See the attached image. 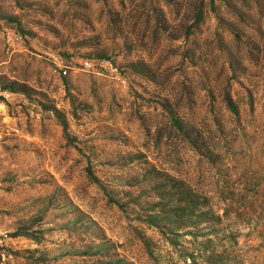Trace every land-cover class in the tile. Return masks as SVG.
I'll return each mask as SVG.
<instances>
[{
	"label": "rangeland",
	"instance_id": "rangeland-1",
	"mask_svg": "<svg viewBox=\"0 0 264 264\" xmlns=\"http://www.w3.org/2000/svg\"><path fill=\"white\" fill-rule=\"evenodd\" d=\"M0 264H264V0H0Z\"/></svg>",
	"mask_w": 264,
	"mask_h": 264
},
{
	"label": "trees",
	"instance_id": "trees-1",
	"mask_svg": "<svg viewBox=\"0 0 264 264\" xmlns=\"http://www.w3.org/2000/svg\"><path fill=\"white\" fill-rule=\"evenodd\" d=\"M192 14H193V20L197 21V22H200L202 20V17H203L202 6L200 5V7L197 8L196 11L193 10ZM228 105H229V107L231 109H233V110L235 109V106H234V104L232 102H229Z\"/></svg>",
	"mask_w": 264,
	"mask_h": 264
}]
</instances>
